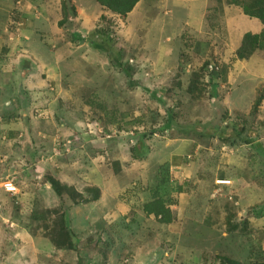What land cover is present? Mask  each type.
<instances>
[{"label":"rangeland","instance_id":"374dc122","mask_svg":"<svg viewBox=\"0 0 264 264\" xmlns=\"http://www.w3.org/2000/svg\"><path fill=\"white\" fill-rule=\"evenodd\" d=\"M63 1L0 0V264L264 262L262 168L200 144L202 126L264 145V43L243 54L245 35L264 33L252 0H142L125 17L71 0L60 24ZM166 170L170 224L145 212Z\"/></svg>","mask_w":264,"mask_h":264},{"label":"trees","instance_id":"16d2710c","mask_svg":"<svg viewBox=\"0 0 264 264\" xmlns=\"http://www.w3.org/2000/svg\"><path fill=\"white\" fill-rule=\"evenodd\" d=\"M100 5L103 7L110 9L113 13L120 15L121 17H125L132 13L136 8L137 4L142 0H98ZM63 8V20L60 24H66L71 22L70 18L72 15H75L77 12L76 7L72 4L71 0H64L62 2ZM245 13L251 17L258 18L263 21L264 24V0H252L244 8ZM99 39V41L96 39ZM92 44L96 49H99L103 52L109 54L110 59L117 64L120 62V51L116 49V43L112 39L111 34L106 31L97 30L92 37ZM187 42V41H186ZM188 41L187 43H189ZM264 43V33L262 35H254L248 33L244 38V49L243 54L251 55L257 48L261 47ZM192 46V44H189ZM116 50L118 52H116ZM184 54V53H183ZM261 99L259 98L255 103V112L258 109L261 103ZM141 147V148H140ZM140 148L144 151L147 150V142L140 141L136 147ZM133 148V149H134ZM164 177L162 182L157 186L154 191V201L146 204L145 212L147 216H155L159 219L160 222L170 224L174 220V215L172 208L170 207V200L168 198L171 197V186H170V178L167 170L163 173ZM51 184V187L55 191V193L62 197L65 195V186L61 183V181L55 177H49L48 180ZM181 191V189H180ZM233 216V215H232ZM69 232L70 228L67 227ZM221 264H241L240 262L233 260L229 257H220ZM251 264H264V262H254Z\"/></svg>","mask_w":264,"mask_h":264},{"label":"crops","instance_id":"0c3cea01","mask_svg":"<svg viewBox=\"0 0 264 264\" xmlns=\"http://www.w3.org/2000/svg\"><path fill=\"white\" fill-rule=\"evenodd\" d=\"M57 85L59 86L58 83H57ZM1 98H2V96H0V99ZM229 119H231V118H229ZM231 121L232 120H229L228 122L227 121L224 122L222 124L220 131L221 132H227L228 130L226 129V127H228V126H226V127H224V126L227 125L228 123H230V125H231ZM234 124L237 125L238 123H234ZM7 128H10V124L7 125ZM200 128L202 129V130L200 129L201 130L200 131V135H201L200 144H202L203 148H206V154L211 155L214 152L211 147L214 146V148H217L219 153H223V159L225 158V155H227V159H228L229 163L233 164V167L235 170H241L244 168H248L249 170L256 171V169L258 167H261L262 168V177H264V145L260 144L261 141H258V142L253 141V136L249 135V131L251 129H245L243 131L246 133L242 134V140H240L239 143L230 144V143H226L224 140H222L219 133H217L216 136H212L211 135L212 131L210 130L211 128H207V129H205V131L203 130L202 126ZM232 128L230 130H231V132H233L235 134V131ZM187 141H191V142H194L196 144V142L194 140H192V138H190ZM204 144H206V146ZM224 152H226L225 155H224ZM231 155H232V157H231ZM229 157H231V158L229 159ZM218 183H223L224 188H227V189H230L231 186L235 185L234 180L230 179V178L220 179V180H218ZM31 194L34 197H36L37 200H39V192L36 191V192L31 193ZM26 196H27L26 193L22 194L23 199L27 198ZM2 198H3V196L1 195L0 196L1 201H2ZM230 198H232V200H234V199L236 200L235 195H233V194L231 195ZM27 204H28V206H29V204L31 206V202L27 203ZM28 208L30 209V207H28ZM95 208H96V206L94 204H89V207H88V209L86 208V210H88L89 212H91L93 210L96 211ZM29 209H28V211H29ZM95 211H93V213ZM93 213L91 215V219L93 218L94 220H98V218L95 215H93ZM97 214H98V212H97ZM241 218H243V217H241ZM87 221H89V219ZM95 223H97V222H95ZM18 236H20V234Z\"/></svg>","mask_w":264,"mask_h":264},{"label":"built area","instance_id":"2783aa9c","mask_svg":"<svg viewBox=\"0 0 264 264\" xmlns=\"http://www.w3.org/2000/svg\"><path fill=\"white\" fill-rule=\"evenodd\" d=\"M57 86V85H56ZM58 87V86H57ZM264 110V109H263ZM6 187L8 188V189H10V190H12V189H17V188H15V185L13 184V182H8V183H6Z\"/></svg>","mask_w":264,"mask_h":264},{"label":"bare ground","instance_id":"6f19581e","mask_svg":"<svg viewBox=\"0 0 264 264\" xmlns=\"http://www.w3.org/2000/svg\"><path fill=\"white\" fill-rule=\"evenodd\" d=\"M4 184H1L0 186H3Z\"/></svg>","mask_w":264,"mask_h":264}]
</instances>
